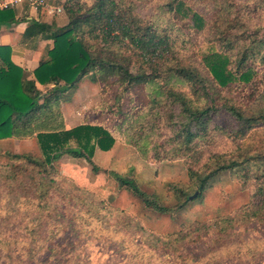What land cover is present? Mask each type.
Masks as SVG:
<instances>
[{"label":"trees","instance_id":"16d2710c","mask_svg":"<svg viewBox=\"0 0 264 264\" xmlns=\"http://www.w3.org/2000/svg\"><path fill=\"white\" fill-rule=\"evenodd\" d=\"M93 1L89 7L86 0H66L63 9L69 22L61 29L38 21L28 27L26 38L40 36L54 41L49 59L42 61L34 72L35 80L24 78L23 69L12 63L6 62L0 68V141L35 136L41 151L40 158L7 154L8 163L0 166V187L13 191L10 203L15 204L14 210L19 208L21 193H29L33 188L39 191L36 207L41 212L39 219L52 216L57 210L48 200L57 186L53 168L56 162L63 156L84 159L97 171L92 161L96 151L109 152L116 144L112 132L103 125L65 127L59 111L62 94L84 78L90 76L93 82L102 83L114 78L127 91L162 78L168 84L173 83L174 86L164 87L163 92L170 103L180 106L183 122L179 124L188 143L208 133L209 122L217 113H228L236 119L239 123L236 137H244L254 125L264 123V27L254 21L264 11V0H256L254 5L252 0L244 4L209 0L211 14H205L208 4L203 7L205 11L197 9L198 0H166L160 6L162 12L189 18L191 24L184 26L196 34L202 33L204 43L209 46L206 52L196 48L184 56L176 49L177 42H190L189 36L181 34L173 38L168 30L156 26L151 15L140 16L124 0ZM17 22L11 10L0 11V25ZM137 64L139 68L134 71ZM37 82L54 87L43 93ZM179 85L186 86L188 93L177 89ZM232 89H248L247 105L235 103L237 100L230 94ZM205 153L206 156L199 152L188 159L195 194L181 190L180 203L173 206L159 205L135 181L113 175L120 187L129 188L148 209L167 215L202 200L216 177L231 172L238 176L243 190L253 193L250 203L235 214L210 223H196L172 241L180 242L183 252L187 242H197L203 246L199 249L204 250L207 245L208 251L215 253L251 240H264V146L252 150L237 146L230 152L207 148ZM9 212L14 217L15 211ZM44 212L47 215L42 217ZM10 216L7 212L0 221L6 223ZM45 223L32 228L31 235L49 239L50 225ZM66 227L71 229L73 225L69 223ZM29 231L26 227L23 235ZM13 233L20 234L16 225L0 228L1 264H68L64 251L70 244H62L63 250L57 243L39 246L31 242L23 248L26 257H20L8 242ZM154 240L161 241L164 247L172 245L161 238ZM57 249L60 253L54 254Z\"/></svg>","mask_w":264,"mask_h":264},{"label":"rangeland","instance_id":"374dc122","mask_svg":"<svg viewBox=\"0 0 264 264\" xmlns=\"http://www.w3.org/2000/svg\"><path fill=\"white\" fill-rule=\"evenodd\" d=\"M165 1L124 0V3L140 16L151 15L156 26L168 30L173 38H179L181 34L189 36L190 42H177L176 49L182 56L196 48L208 51L202 33L187 29L191 24L189 18L162 12L160 6H164ZM198 1L197 9L204 10L208 4L205 14L212 13L209 0ZM235 1L244 4L246 0ZM86 2L90 7L94 1ZM255 3L256 0H252L251 4ZM254 21L264 27V11ZM138 66L134 65L133 70ZM146 70L151 72L149 68ZM169 85L174 86L162 78L147 85L132 86L127 91L125 85L114 78L102 83L93 82L89 76L62 94L59 111L66 129L88 123L103 125L112 132L116 144L109 152L96 151L92 161L97 171L86 160L70 156H63L54 164L57 186L48 200L57 210L52 216L42 218L43 221L39 219L41 212L36 209L39 191L33 188L29 193H21L19 208L14 210L15 204L10 203L13 191L0 187V218L7 212L11 214L8 222L0 221V228L17 226L20 234L13 233L8 242L20 257H26L23 248L31 242L39 246L53 242L62 249V244L71 245L64 251L68 264H264V240H251L215 253L208 251L207 245L204 250L199 249L203 246L197 242H187L183 252L180 242L172 241L196 223H210L235 214L250 203L253 193L249 189L243 190L238 176L233 173L216 177L202 200L188 203L178 213L167 215L148 209L142 199L129 188L120 187L115 179L113 174L131 179L159 205L173 206L180 203L181 190L192 196L196 192L188 171V159L192 155L202 152L206 156L207 148L230 152L237 146L249 150L264 146V123L254 125L246 136L236 137L239 123L223 112L217 113L209 122L207 134L188 143L179 124L183 122L180 106L170 103L163 92ZM176 87L188 93L186 86ZM51 88L41 87V92L46 93ZM230 94L238 101L236 104L247 105L248 89H232ZM9 153L41 157L35 136L24 140H1L0 166L8 163ZM9 211H15L14 217ZM46 215L44 212L42 217ZM45 222L50 225L49 239L36 234L32 236V228L45 225ZM69 223L74 228L67 229ZM26 227L30 231L23 235ZM156 238L171 241L172 245L164 247L161 241L154 240ZM58 253L60 249L54 254Z\"/></svg>","mask_w":264,"mask_h":264},{"label":"crops","instance_id":"0c3cea01","mask_svg":"<svg viewBox=\"0 0 264 264\" xmlns=\"http://www.w3.org/2000/svg\"><path fill=\"white\" fill-rule=\"evenodd\" d=\"M9 1L0 0V2ZM65 1L45 0L46 7L35 6L25 1L13 8L4 9L11 10L18 22L9 26L0 25V68L6 62L12 63L23 69L24 78L35 80L34 72L42 61L49 59V51L54 48V41L44 40L40 36L26 38L25 33L34 21L52 24L57 29L65 27L68 24V17L63 9ZM56 8H62L63 11L59 14L53 13L51 10ZM2 10L0 9V11ZM36 86L40 91H42L41 87H48L38 82Z\"/></svg>","mask_w":264,"mask_h":264},{"label":"built area","instance_id":"2783aa9c","mask_svg":"<svg viewBox=\"0 0 264 264\" xmlns=\"http://www.w3.org/2000/svg\"><path fill=\"white\" fill-rule=\"evenodd\" d=\"M28 2L35 6H41L46 7L47 4L45 3V0H10L9 2H0V9H10L15 7L17 4H20L22 2ZM53 13H61L63 11L62 8H56L51 10Z\"/></svg>","mask_w":264,"mask_h":264},{"label":"water","instance_id":"95a60500","mask_svg":"<svg viewBox=\"0 0 264 264\" xmlns=\"http://www.w3.org/2000/svg\"><path fill=\"white\" fill-rule=\"evenodd\" d=\"M197 195V194H196ZM196 195L194 197H196Z\"/></svg>","mask_w":264,"mask_h":264}]
</instances>
